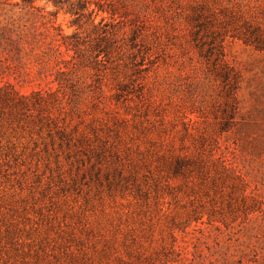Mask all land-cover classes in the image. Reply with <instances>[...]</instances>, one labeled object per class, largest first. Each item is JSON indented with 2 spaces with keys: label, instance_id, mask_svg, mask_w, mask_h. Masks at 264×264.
<instances>
[{
  "label": "rangeland",
  "instance_id": "obj_1",
  "mask_svg": "<svg viewBox=\"0 0 264 264\" xmlns=\"http://www.w3.org/2000/svg\"><path fill=\"white\" fill-rule=\"evenodd\" d=\"M87 1L0 0V87L52 119L0 94V264H264V0Z\"/></svg>",
  "mask_w": 264,
  "mask_h": 264
},
{
  "label": "trees",
  "instance_id": "obj_2",
  "mask_svg": "<svg viewBox=\"0 0 264 264\" xmlns=\"http://www.w3.org/2000/svg\"><path fill=\"white\" fill-rule=\"evenodd\" d=\"M50 1L54 7H56V10L54 13H57L59 9L65 8V11L68 12L71 16H73L71 22L72 24L79 23L80 19L85 16L84 10H87L88 4H90V1L87 0H47ZM124 0H94V4L97 6L98 10L106 11L111 14V16H114V14H118L119 11L117 10V5L123 3ZM130 4V0H127L126 5ZM201 5V4H200ZM198 5V8L201 6ZM93 10H91L89 13H92ZM124 13H119V16H122ZM124 16V15H123ZM192 22H195V25H200V22L198 21V13H197V6L192 8V14L190 17ZM91 25H94V27H97V25H116L112 23H107L104 21V18H100L98 21H94V18L90 21ZM244 30L241 38L245 42L252 43L255 47L262 49L264 48V29H261L258 25H253L249 22V20H245L244 23ZM101 27V26H100ZM103 29V28H102ZM101 36H98V39L94 42V55L93 60L95 64L99 63L98 56L100 54H103V56L107 55V46L100 44L99 41H101V38H104L106 35V30H102ZM75 34H71L69 36H65V38H62V44L66 45L67 48L70 46V48L74 49V52H78V43L77 42H69L67 41L68 38H73ZM64 37V36H63ZM56 53L57 52L56 49ZM74 58V56H72ZM70 60H66L62 58L61 55L58 54L57 60H56V69L54 74L56 75V80L59 84L63 85L66 84V79L63 77L65 74V69L67 68L66 63H69ZM0 87V94H2L1 103L2 107L6 108L9 115L17 117L19 115H22L24 113H27V115H33L34 119H36L38 122H41L42 118L46 119L47 124L52 123V119L50 115H46L42 117V110H43V95L38 91H34L29 96L24 95L17 90H15L12 86V84L7 83L5 85V88L2 90ZM119 95V94H118ZM0 96V97H1ZM33 121L35 122V120ZM56 134L59 135L61 138H63L64 129L62 127H57ZM189 159L186 157H178L175 159L174 167H173V173L176 174L180 171H185L188 167Z\"/></svg>",
  "mask_w": 264,
  "mask_h": 264
}]
</instances>
